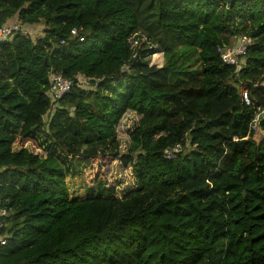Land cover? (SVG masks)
<instances>
[{
  "label": "trees",
  "instance_id": "16d2710c",
  "mask_svg": "<svg viewBox=\"0 0 264 264\" xmlns=\"http://www.w3.org/2000/svg\"><path fill=\"white\" fill-rule=\"evenodd\" d=\"M15 22L42 35L0 42V264H264V0H0ZM53 72L74 80L58 101ZM31 138L45 155L14 148ZM80 155L139 185L71 197Z\"/></svg>",
  "mask_w": 264,
  "mask_h": 264
},
{
  "label": "rangeland",
  "instance_id": "374dc122",
  "mask_svg": "<svg viewBox=\"0 0 264 264\" xmlns=\"http://www.w3.org/2000/svg\"><path fill=\"white\" fill-rule=\"evenodd\" d=\"M35 28H26L25 31H31L29 34L36 38L40 37L42 35V27L40 25L36 26ZM133 45L136 47L140 45L137 40L133 41ZM155 56V55H154ZM152 60L156 62V65H161L160 60L161 56L157 55ZM114 94L116 93L114 89L111 90ZM140 119V116L133 112V111H127L123 119L121 121L120 126L118 127V138L120 141V148L122 151H126L129 139L127 135L128 128L138 122ZM45 135H43L44 137ZM21 147H26L29 150H31L34 153H39L41 155H45L44 151L45 148H43V144L35 138L31 139H18L16 143L14 144L15 149H20ZM79 159L81 161V164L79 165L80 172L76 174H71L67 176L66 180L69 186V191L71 197H79L84 198L87 193V187L89 184L96 181H108L109 185L115 186V189L117 190L118 195L122 196L124 193H127L133 188H136L139 184L136 181V179L132 175V171L130 168H125L121 162V160L117 159L110 164H108V167L106 168L103 166L102 168H90V157L85 156L82 157V155L79 156Z\"/></svg>",
  "mask_w": 264,
  "mask_h": 264
},
{
  "label": "built area",
  "instance_id": "2783aa9c",
  "mask_svg": "<svg viewBox=\"0 0 264 264\" xmlns=\"http://www.w3.org/2000/svg\"><path fill=\"white\" fill-rule=\"evenodd\" d=\"M26 27L22 26L20 23H6L0 26V42L6 41L12 38L16 33L22 31L25 34H29V31H25ZM73 36H77L79 33L76 28L71 31ZM84 38H81L83 40ZM251 37H241L236 43L220 47V53L223 61L228 64H238L240 57L247 52L248 45L252 42ZM64 43L65 41L62 40ZM74 85V80L65 77L62 73H52L51 74V87L49 89V94L54 101H58L65 94L69 93ZM243 99L246 104H252L248 92L243 93ZM264 120V104L257 106V112L253 119L250 129H256L259 123ZM183 147L181 144H177L171 149L165 150V156L171 158L175 156L178 152L182 151ZM8 216V210L4 207H1L0 201V246L5 245L7 238L4 234H1V229L5 227L4 219Z\"/></svg>",
  "mask_w": 264,
  "mask_h": 264
}]
</instances>
